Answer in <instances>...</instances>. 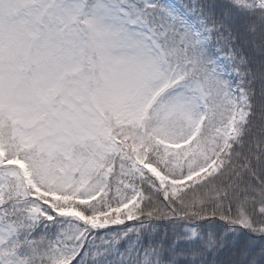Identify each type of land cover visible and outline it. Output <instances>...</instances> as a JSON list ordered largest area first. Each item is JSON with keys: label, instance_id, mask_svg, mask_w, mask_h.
Returning <instances> with one entry per match:
<instances>
[{"label": "snow or ice", "instance_id": "obj_1", "mask_svg": "<svg viewBox=\"0 0 264 264\" xmlns=\"http://www.w3.org/2000/svg\"><path fill=\"white\" fill-rule=\"evenodd\" d=\"M0 264H264V0H0Z\"/></svg>", "mask_w": 264, "mask_h": 264}]
</instances>
